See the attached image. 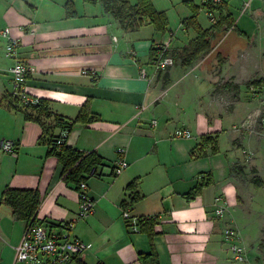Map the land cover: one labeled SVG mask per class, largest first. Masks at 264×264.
Wrapping results in <instances>:
<instances>
[{
    "label": "crops",
    "instance_id": "1",
    "mask_svg": "<svg viewBox=\"0 0 264 264\" xmlns=\"http://www.w3.org/2000/svg\"><path fill=\"white\" fill-rule=\"evenodd\" d=\"M72 1L77 14L69 18L68 0H0V99L11 92L13 63L5 55L1 34L7 29L19 41L20 58L29 68L30 96L49 101L50 109L67 122L85 104L94 114L88 125H73L68 132L54 129L51 134L66 133L67 146L96 152L110 166L87 181L95 214L77 219L78 192L64 182L58 160L47 156L50 136L44 135V127L1 105L0 142L9 139L17 145L15 154L0 155L5 189H38L42 200L37 219L55 226L72 223L73 236L92 244L76 258L86 264H140L139 255L151 251L148 236L128 228L124 211L138 220L157 219L152 245L160 264H236L223 239L226 228L240 231L249 264H264L258 240L248 239L240 219L246 197L255 191L251 179L256 175L264 182V142L242 128L264 106V89L246 86L264 79V0H229L223 7L234 20L239 11L235 30L247 39L231 30L220 45L231 38L232 54L242 58L159 74L151 67V50L159 45L171 49L177 38L171 30L167 43L156 38L152 27L127 32L100 3ZM200 5L198 0L195 6ZM244 17L249 21L241 27ZM141 69L147 70V78L141 77ZM215 92L230 98L229 108L217 106ZM177 129L189 130L192 139L174 138ZM208 135L216 138L219 152L192 157L200 138ZM121 151L128 168L110 176ZM235 166L243 168V175L231 173ZM208 178L211 185L199 196H190ZM135 179H140L142 199L132 205L126 187ZM219 196L228 204L222 218L214 206ZM20 223L24 232L26 224Z\"/></svg>",
    "mask_w": 264,
    "mask_h": 264
},
{
    "label": "trees",
    "instance_id": "2",
    "mask_svg": "<svg viewBox=\"0 0 264 264\" xmlns=\"http://www.w3.org/2000/svg\"><path fill=\"white\" fill-rule=\"evenodd\" d=\"M93 3H100L104 12L110 15L119 26L127 31H136L145 26H151L156 33L166 34L170 31L168 16L165 11L158 10L154 5V0H137L132 4L129 0H91ZM226 5L208 7V11L214 14V20L211 21L210 27L203 29L196 16L186 19L183 22L185 30H193L195 37L189 39L188 43L181 48L168 49L165 54L172 57L174 65L180 66L183 70H189L198 61L208 57L213 51V42L221 35L226 34L231 30H235V20L229 12H224L223 7ZM196 13H199L201 6L193 5ZM66 14L69 18L75 17L77 12L74 2L68 0L66 4ZM238 35L244 39L247 36L237 29L235 30ZM156 54L155 48L151 50V59ZM218 64H223L220 55L217 56ZM168 74H166L167 78ZM168 83V79H166ZM248 88L258 90L264 89V79L255 80L246 84ZM225 86L224 88H228ZM239 93V86H235V91ZM5 105L9 109L21 112L26 121H33L41 124L44 127V135L50 136L47 141L48 157H55L62 166V178L64 182L73 184L76 190L81 182L88 181L89 178L95 176H102V170L110 167L104 159L96 152L85 153L78 149L71 148L66 145L65 137L61 135L54 136L52 131L59 129L63 132H68L76 124L88 125L94 118L88 104H85L79 111L77 117L72 122H67L58 114L50 109V103L47 100H40L36 106L29 105L23 106L18 98L11 92L5 94L0 99V106ZM261 117L264 118V106L262 109ZM62 140L61 144L58 142ZM219 152L216 138L212 136H202L196 146L192 157H206L209 154L215 155ZM115 167H111L110 176L116 177L114 174ZM232 174L243 175V168L235 166L231 170ZM256 174V170L252 171ZM251 183L255 188H261L264 185L263 180L254 176ZM140 179H135L126 187L129 193V204H135L142 199L139 189ZM211 185V179L201 180L196 188L190 193V196L196 197L201 194L203 188ZM41 194L38 189H17L6 188L2 193L1 204L9 208L12 218L16 221L24 222L27 225L30 223H37L38 209L41 205ZM45 223V222H41ZM55 225H48L50 230L55 229ZM158 221L156 218H142L138 221L139 232L145 233L151 242V251L148 254H140L138 262L140 264H160L158 254L153 248L152 241L158 235L156 230ZM263 242L260 247L263 248ZM76 264H86L80 259H76Z\"/></svg>",
    "mask_w": 264,
    "mask_h": 264
},
{
    "label": "built area",
    "instance_id": "3",
    "mask_svg": "<svg viewBox=\"0 0 264 264\" xmlns=\"http://www.w3.org/2000/svg\"><path fill=\"white\" fill-rule=\"evenodd\" d=\"M229 0H201V10L205 11L211 21L214 20V14L208 11V7L220 6ZM246 4L243 13L248 9ZM6 39L5 55L13 63L10 69L11 75V93L20 100L21 105L36 106L40 103L39 98H33L29 95L27 81L29 75L28 66L21 60L19 54V41L13 39L6 29L1 32ZM156 54L152 58L151 67L155 74L164 72L174 65L171 56L166 55L168 46L159 45L155 47ZM146 69H141V77L147 78ZM260 122V123H258ZM156 125V121L152 122ZM259 124V125H258ZM257 127H259L257 129ZM246 131H250L259 136L264 142V118L261 113L250 117L242 125ZM66 133L63 134V138ZM174 138L192 139L193 135L189 130L177 129L174 132ZM62 140L58 142L61 144ZM17 145L14 141L2 140L0 142V155H13L16 153ZM128 168V163L124 157V151L119 154V159L114 169L115 176H119ZM79 210L77 213L78 220H87L95 214V203L88 195L86 182H81L78 189ZM216 216L222 218L228 208L227 202L222 197H217L214 201ZM122 217L128 228L132 231H138V219L132 217L128 211L122 213ZM73 224L60 226L59 230H50L46 224L30 223L24 229L19 244L15 247V264H71L77 257L92 248V244L77 239L72 234ZM223 239L228 244L232 259L236 264H249L247 251L243 245L240 232L234 228H226L223 232Z\"/></svg>",
    "mask_w": 264,
    "mask_h": 264
},
{
    "label": "rangeland",
    "instance_id": "4",
    "mask_svg": "<svg viewBox=\"0 0 264 264\" xmlns=\"http://www.w3.org/2000/svg\"><path fill=\"white\" fill-rule=\"evenodd\" d=\"M132 4H135L137 0H129ZM198 0H154L155 7L160 11H165L168 16L169 28L173 34L177 37L173 44H171V49L181 48L185 43L195 37L194 31L189 30L188 36L184 29L183 22L186 19L193 17L194 15L197 18L199 25L203 29H207L210 27L211 19L206 16L205 13H196L193 5H196ZM239 12V11H238ZM238 12L235 11V20L238 18ZM248 17H244L242 21H240L239 26H243L248 22ZM145 26L142 30H147ZM147 28V29H146ZM225 34L218 37L213 42V51L212 53L205 59L198 61L196 64H218L217 61V53L220 52V56L222 58L223 63L232 64V62L239 57H243L240 55H233L231 52L230 44H234L233 40L229 38L226 43L220 45L225 38ZM156 38L159 41L169 42L171 40L170 33L166 34H156ZM235 45V44H234ZM220 46V47H219ZM169 49V48H168ZM224 53H223V52ZM152 61V59H151ZM180 66L173 65L170 69H179ZM162 73V72H160ZM214 73V72H213ZM168 74V73H167ZM215 75V74H213ZM216 93V92H215ZM216 99L217 106H223L224 108L230 107V98L226 96H220L218 93L214 94L213 97ZM260 123V122H258ZM259 125V124H258ZM259 127H257L258 129ZM9 140V139H5ZM12 141V140H10ZM5 190L3 185V177L0 178V258L2 259L0 264H15V253H14V243L15 240L18 239L23 224L20 222H14L11 215L10 210L5 205L1 204L2 193ZM254 193L252 195H248L246 197V202L244 206V214L241 215V221L244 226H247V237L250 240L251 238H256L258 240V248L264 255V245L263 248L260 247V244L263 242L264 238V189L255 188ZM225 201V200H224ZM228 210V208H227ZM239 231V230H237ZM23 232V231H22ZM240 232V231H239ZM241 234V233H240ZM242 237V235H241ZM247 239V240H248ZM242 242L244 240L242 239ZM264 244V243H263ZM244 245V244H243Z\"/></svg>",
    "mask_w": 264,
    "mask_h": 264
}]
</instances>
